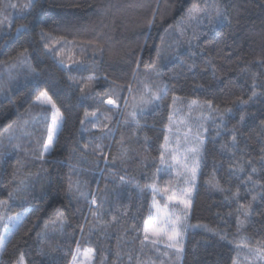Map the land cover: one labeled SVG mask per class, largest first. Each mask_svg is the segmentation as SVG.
<instances>
[{"label":"trees","instance_id":"trees-1","mask_svg":"<svg viewBox=\"0 0 264 264\" xmlns=\"http://www.w3.org/2000/svg\"><path fill=\"white\" fill-rule=\"evenodd\" d=\"M41 2L46 24L27 0H0V264H70L77 245L91 264H236L238 245L264 248V0ZM45 89L63 121L41 157ZM149 89L163 99L145 103ZM192 100L212 101L219 121L179 255L144 242V228L154 201L180 189L160 154L173 107Z\"/></svg>","mask_w":264,"mask_h":264},{"label":"snow or ice","instance_id":"snow-or-ice-1","mask_svg":"<svg viewBox=\"0 0 264 264\" xmlns=\"http://www.w3.org/2000/svg\"><path fill=\"white\" fill-rule=\"evenodd\" d=\"M9 6L12 8L17 7L16 4H10ZM23 9L26 10L29 15L34 16L36 24H40V23L46 24L47 23L46 21H43L40 19V17L43 15V3L41 2V0H27V3L23 6ZM192 11H194V9L190 10L189 15H191ZM2 23L3 21H0V24ZM34 26L35 25H33V27ZM40 35H41V39L44 40V47L48 48L49 38L46 37L43 31H41ZM57 43L59 42L57 41ZM63 46L64 45L61 44V48H63ZM50 51H55V50L50 49ZM69 70L71 71L72 69L69 68ZM88 79L93 80V79H96V77L89 76ZM254 87L255 86H253V89ZM147 91H148V99L144 101L145 103H151L153 101H158V100L163 99V95H157L156 93L151 92L150 89ZM252 96L253 97L256 96L255 90L252 91ZM37 101H39L41 104H45V103L50 104L51 108L54 111V114L52 117V125L47 128V138L46 140L41 141L43 152L40 155L41 157H43V155L52 151L55 145L54 137H55L56 131L59 129L62 123V115L56 110V105L52 103L51 98L48 95L47 89H45L44 91L40 93V95L37 97ZM105 102L108 105H115L116 103L111 98L107 99ZM175 102H176V97H173V104H175ZM241 103H246V101L242 100ZM189 107L199 108L200 105H198L196 100H192L191 105H189ZM207 109L210 113L213 111V104H212V101L210 100L207 101ZM227 111L231 112V109H228ZM140 112L143 113L144 109L142 108ZM88 115L89 113L86 111L85 116L87 117ZM92 115L95 116V112H93ZM132 115L135 121V117L137 116V113H133ZM169 119H171V117H169ZM244 119H245L244 115H241L239 122L242 123ZM135 122L138 123V121H135ZM81 123L83 124L84 121H81ZM93 127H96V125L93 124ZM204 131L207 132L208 130L204 129ZM217 135H219V133H217ZM236 139H237L236 135L233 134L232 135L233 143L236 142ZM168 140H169V137L165 135L164 136V142H165L164 147L165 148L167 146ZM188 153H190V155ZM204 153H205L204 141L197 138L190 144V146L187 147L186 154L183 156V162L181 163L180 161H177V164L182 169V175H183L184 183L187 185V190L184 192H181V195L184 196L185 198L176 199V204L183 205L184 210L179 215H174L169 220H166L165 221L166 228L151 229V235H149V231H150L149 228L145 226L144 242L151 243L152 245H159L163 243V241L166 239L168 243L165 245V247L175 249V252L177 254H182L184 252L183 233L186 231L188 227H192L191 225L187 224L186 221H187L189 210L192 204V190L195 187V182L197 180L201 164L204 162ZM172 159L175 160V156H172ZM160 162L162 165L165 162V155L163 152L160 154ZM168 167L170 168L171 165H168ZM239 170L243 171L242 168ZM160 171L161 169L158 168L157 173H159ZM251 171L252 173H255L257 170L256 168H252ZM178 174H181V173L178 172ZM229 175L230 176L233 175L232 170H230ZM119 179L123 182L125 178L121 176L119 177ZM157 179H159V176H157ZM248 181H251L252 184L256 183V181L252 179L251 175L248 176ZM245 183H247V181H245ZM213 186L219 191H224V189L220 187V184L218 181ZM137 187H139V185H137ZM148 187L152 190L154 194L153 199L155 200V194L157 193L156 185L153 183V184L148 185ZM232 195L233 197L239 196V188H237V191L233 193ZM11 197H12V193H9V198ZM261 198L264 199V196H262ZM168 199L169 201H171L174 199V197L169 196ZM252 199L253 201L256 200V196H253ZM236 202L239 204L238 200ZM92 204L93 205L96 204L95 199L92 200ZM240 208H243L242 204L240 205ZM157 211H159V209H157ZM249 211L250 210L243 211L242 215L244 216L245 219L248 217ZM9 219L10 221H13V227H15V223L18 222L16 221V218L9 217ZM202 227L205 228V231L212 232L214 236H220L221 238L226 239L223 233L215 232L214 230L207 228V226H202ZM133 230H135V228H133ZM6 239L7 237L0 235V250L4 249ZM249 250L260 253V258L264 259V248H256V249H249ZM79 253H80V247L79 245H77L76 253H70L72 255V260L70 264H78V254ZM93 254H94V250L91 248L85 250L83 253L85 258H88L89 255H93ZM14 264H25L23 254L20 255V257L18 258V260L14 262Z\"/></svg>","mask_w":264,"mask_h":264},{"label":"rangeland","instance_id":"rangeland-1","mask_svg":"<svg viewBox=\"0 0 264 264\" xmlns=\"http://www.w3.org/2000/svg\"><path fill=\"white\" fill-rule=\"evenodd\" d=\"M38 103L41 104L39 101ZM41 105L50 108L52 110V117H53L54 111L51 108V105L47 103ZM189 105H191V103L190 104L187 103L185 105L180 104L178 106L175 105L173 107L172 115H171V123L168 127V134H167L169 140L166 148L164 147V155H165L164 163L167 167L165 171H167L168 174L174 175L177 178H179L178 188L180 189L173 193L172 196L174 197V199L171 201H169L168 197L154 201V216L147 225V227L150 230L149 235H151V229L166 228L165 221L169 220L174 215H179L184 210L183 205L176 204V199L185 198L184 196L181 195V192L187 190V185L184 183V179L182 175V169L177 164V161H180L181 163L183 162V156L186 154L187 147L190 146V144L197 138L204 141V148H205L206 140L209 133V125L211 123L219 121L218 112L213 109V111L210 113L207 109V104L198 103V105H200L199 108L196 107L190 108ZM108 106H110L111 108H117L116 105H108ZM57 111L59 112V110ZM62 121H63V116H62ZM51 125H52V120H51ZM60 127L56 131L54 139H56V135L59 132ZM204 129H207L208 131L205 132ZM188 154L190 155V153ZM172 156H175V160L172 159ZM168 165H171V167L169 168ZM178 172H180L181 174H178ZM199 175H200V171L198 173V177L195 182V187L192 190V198L196 192ZM157 209H159V211H157ZM187 222L188 219L186 223ZM187 229L183 233V244L185 241L184 238H186ZM167 243L168 241L165 239L163 243L156 246H163L166 245ZM256 248H263V247H251L249 245L247 246L245 244H240L237 250L236 264H264V259L260 258V253L249 250ZM170 249L175 251V249L172 248ZM78 264H91V257L89 256L88 258H85L83 256V260L80 261Z\"/></svg>","mask_w":264,"mask_h":264}]
</instances>
